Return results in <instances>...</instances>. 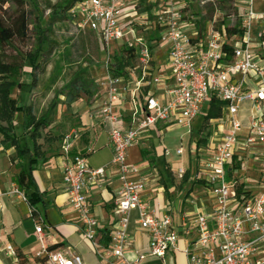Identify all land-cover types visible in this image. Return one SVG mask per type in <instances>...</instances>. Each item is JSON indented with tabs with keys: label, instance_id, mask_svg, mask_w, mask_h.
<instances>
[{
	"label": "built area",
	"instance_id": "1",
	"mask_svg": "<svg viewBox=\"0 0 264 264\" xmlns=\"http://www.w3.org/2000/svg\"><path fill=\"white\" fill-rule=\"evenodd\" d=\"M254 0H244L246 9L242 22L246 27L244 39L235 44L231 61H227L224 50V35L209 28L202 41L188 34L184 29L188 21L183 20L181 12L166 22L160 46H169V73L156 72L153 52L143 37L138 35L133 23L125 24L122 0H83L71 8L74 22L80 28H88L98 33L108 50L110 44L119 39L136 40L138 46L137 66L132 70V81L124 83L122 78L109 76L105 84L102 104L93 110L92 117L100 118L109 128V139L114 156L112 164L118 166L121 188L115 202L118 214L117 223L111 233L110 246L99 252V256L109 264H139L149 255L164 258L178 247L179 236L173 229L170 214L159 218L148 211L142 200L141 191L146 183L129 178L139 171L137 165L127 163L128 149L135 144L145 130L160 123L176 124L191 128L199 115L202 104L212 96L223 101L228 110L229 127L217 152L206 160L199 171L198 178L208 186L215 198L212 213H201L196 219L197 240L185 252L187 264H264V114L255 115L249 126V133L242 136V122L238 117L243 102L264 101V86L260 90H247L248 76L256 75L264 81V65L253 51L249 34L254 20L264 17L255 13ZM140 36V37H139ZM130 45L133 43H129ZM159 46V47H160ZM111 54L108 53V67ZM172 80L171 83L168 81ZM163 86L162 95L148 91L140 99L145 86ZM116 102L130 104V126L118 128L116 122L121 116L114 111ZM78 130L71 129L64 137V148H70L71 140ZM260 147L262 160L259 168V182L262 189L257 194L238 191L243 179L242 171L247 170L245 153ZM183 148L177 150L178 154ZM236 160L240 162L241 177L238 182H230L227 168ZM105 169H91L86 157L73 155L64 170V183L69 194L70 204L77 212L83 233L94 246H98V220L93 214L87 196L90 177H104ZM186 168L180 165L177 175L183 179ZM243 179V182L241 180ZM3 194L0 189V196ZM7 194L27 200L24 190L13 182ZM138 210L140 226L149 233L148 248L141 251L137 260H130L126 250L131 236L128 228L131 212ZM36 232L41 248L34 253L32 260L21 257L13 245H7L6 254L13 257L17 264H84L81 255L70 246L51 248L45 242L43 226L38 225ZM262 252V255H260Z\"/></svg>",
	"mask_w": 264,
	"mask_h": 264
},
{
	"label": "crops",
	"instance_id": "2",
	"mask_svg": "<svg viewBox=\"0 0 264 264\" xmlns=\"http://www.w3.org/2000/svg\"><path fill=\"white\" fill-rule=\"evenodd\" d=\"M122 1L124 2L123 7H130L128 15L137 14L134 3L129 4L127 0ZM176 12H181V10L177 9ZM145 14L148 17V13ZM154 14L159 15L160 13L154 11ZM142 17L145 16L142 15ZM263 18H256L253 26L259 28V22ZM209 28L207 24V30ZM184 30L200 41L205 37L199 36L198 29L193 22H188ZM255 37L251 47L261 59V64L264 65V54L260 55L256 50L257 48L264 49V39H259L256 35ZM168 48L169 46H160L153 52L156 72L169 73ZM168 82L171 83L172 80ZM248 83L246 87L248 91H257L264 86V81L253 74L248 76ZM163 90L161 85L150 87L147 85L141 91L140 99L148 91L162 95ZM104 94L105 89L103 93H97L91 102L88 101L86 109L83 108L84 111L80 112L79 126L73 127L78 130V135L72 138L68 151L64 148V140L56 142L49 158L40 162L34 170L33 176L40 199L33 205L28 199L23 200L7 194L11 184L15 182L17 169L11 163L9 156L13 154V149L6 150L0 143V189L3 192L0 196V264H17L13 257L6 254L5 249L9 244L13 245L25 259H33L34 253L41 248L36 232L38 225L43 226L45 242L51 248L70 246L81 255L84 264H109L99 256V252L110 246L111 233L118 220L115 202L122 183L118 175V166L112 164L114 151L109 139V127L100 118L92 117L93 110L102 104ZM210 101L211 98L202 104L201 111L193 122L194 124L200 117L205 116L203 127L196 131L193 125L191 128L181 126L190 134L189 152L191 155L190 168L186 169L183 179L177 175V168L185 165L182 161L168 160L165 156V166L162 171L155 157L157 148L155 139L158 137L162 139L166 131L179 125L160 123L156 127L145 130L135 144L128 149L127 163L139 167V171L131 173L129 178L146 183L141 196L148 211L159 218L170 214L173 219V229L179 236L177 249L169 251L164 258L149 255L139 264H187L188 255L185 250L194 244L198 237L196 219L201 213L213 212L215 198L208 186L198 178V174L205 161L216 154L222 143L229 127V116L225 105L220 117L208 119L204 107L209 106L210 108ZM130 108L127 102L115 103L114 111L121 116V119L116 122L118 128H129ZM260 114H264V101L257 104L247 100L241 104L238 117L242 122L243 137L249 133L252 118ZM163 148L165 155L169 153L166 145H163ZM134 150H138L139 153L136 160L133 159ZM75 154L84 155L91 169H105L104 177L100 175L90 177L87 188L93 214L98 220V246H94L85 237L79 216L70 204L69 194L63 180L65 166ZM182 154L177 153V155ZM245 155L247 170H243L242 173L250 176H245L248 177V181L243 183V186L246 191L257 194L262 189L258 183L262 160L261 148H254ZM128 231L131 239L126 255L130 260H137L139 253L147 250L149 243V233L140 226L138 210L131 212Z\"/></svg>",
	"mask_w": 264,
	"mask_h": 264
},
{
	"label": "trees",
	"instance_id": "3",
	"mask_svg": "<svg viewBox=\"0 0 264 264\" xmlns=\"http://www.w3.org/2000/svg\"><path fill=\"white\" fill-rule=\"evenodd\" d=\"M27 1L0 0V136L2 137L0 143L6 150L13 149L10 159L17 169L15 181L25 191L28 201L33 205L40 199L33 172L40 162L49 158V154L53 151V145L56 142H62L66 134L56 136L51 135L50 132L51 114L57 105L56 98L42 115H27L21 134L18 133L19 127L16 125V119L18 114L24 110L23 102L25 99H22V95L32 93L37 85L36 70L39 67L41 56L53 42L51 33L55 23L61 18H66L71 8L83 0L61 1L58 5L53 6L54 11L47 19L41 16L34 28L31 27L30 11L26 7ZM215 1L219 2V11H222L224 9L222 5L227 0ZM8 5L16 6L12 15L8 13ZM215 13L216 11L212 9L211 21ZM227 18V16L222 17L219 25H212L211 28L224 35L223 48L227 52V61H231L235 44L244 39L247 29L242 22V16L234 26L229 25ZM183 20L193 22L200 37H204L208 31L207 25H205L206 19H194L193 17L188 20L187 17H183ZM165 29L166 25L157 21L149 31L141 33L152 52H154V47L160 46L162 33ZM31 36L36 39L37 45L33 49H21L20 45H25ZM194 40L198 39L195 38ZM154 41H156L155 45L153 44ZM137 60L138 46L125 44L116 48L112 53L108 72L112 77L122 78L125 84L130 83L133 79L132 70L137 66ZM25 76H29L30 80H24ZM65 87L67 88L65 102L69 109H72L73 103L82 94H85L88 101L91 102L99 93V86L92 74L83 67L75 72ZM15 91H18L20 96H14ZM224 106L223 101L212 96L207 118L220 117ZM236 159L235 157L233 164L227 168V178L230 182H238L241 177L240 171H237L240 162ZM242 189L243 185L238 184L240 193ZM21 257L23 256L21 255Z\"/></svg>",
	"mask_w": 264,
	"mask_h": 264
},
{
	"label": "rangeland",
	"instance_id": "4",
	"mask_svg": "<svg viewBox=\"0 0 264 264\" xmlns=\"http://www.w3.org/2000/svg\"><path fill=\"white\" fill-rule=\"evenodd\" d=\"M63 0H28L27 9L30 11L31 27L34 28L41 16L46 19L54 11L53 6L58 5ZM130 3H134L136 8V15H128L130 7H122L123 18L122 22L125 24L133 23L138 35L149 31L154 26L160 17L166 22L172 20V16L175 10H182L183 17L187 19L201 18L205 20V25L209 24L218 26L222 17L227 16V21L230 26H234L240 21L242 13L246 9L244 0H227L224 5V9L219 11V2L215 0H145L140 2L139 0H127ZM122 4L124 2L122 1ZM9 14H13L16 6L8 5ZM253 8L255 13L264 14V0H254ZM216 11L213 20L211 21V11ZM216 9V10H215ZM143 10V11H142ZM142 11V12H141ZM154 11H158L160 14H154ZM148 13V17L147 14ZM144 15L145 17H142ZM160 16V17H159ZM260 27L252 25V32L249 34L250 44L256 39L255 35L259 39H264V18L259 22ZM254 34V35H253ZM259 34V35H258ZM261 34V35H260ZM139 36V37H140ZM142 38V36H141ZM52 44L47 48L44 54L40 58L39 67L37 68L36 77L37 85L32 93L22 95L24 110L18 114L16 119V125L19 127L18 133L23 132L24 119L29 114L36 116L42 115L47 111L53 102L57 99V105L55 106L51 118L52 123L50 126L51 135H65L73 127L79 126L80 112L86 109L88 102L87 96L82 94L81 97L72 105V109L67 107L65 102V95L67 93L66 84L75 75V72L80 68H86L92 74L96 84L99 86V93H103L105 89L104 82L108 79V67L106 60L108 53L111 54L116 48H120L123 45L133 43L137 45L136 40H127L125 38L112 42L106 51L104 48V42L98 33L88 28H80L74 22V18L71 13H67L66 18L59 19L55 23L51 33ZM156 44V41L153 43ZM36 39L31 36L25 45H20L21 49L28 50L33 49L36 46ZM158 47H154L156 51ZM256 49V48H255ZM260 55L264 54V49H256ZM24 80L29 81L30 77L25 76ZM14 96H20L18 91H15ZM205 115L209 111V106L204 107ZM205 116L200 117L195 121L193 127L198 131L203 127ZM163 138H156V153L155 157L158 160L159 168L164 171L165 156L169 160H180L185 165V168H190V134L187 133V129H183L181 126H174L169 131H166L162 136ZM2 137L0 136V139ZM182 138V139H181ZM163 145L169 150V153L165 155ZM178 148L184 149V154L177 155ZM11 157V155H9ZM139 157L138 150L133 151V159L136 160ZM245 176L242 173L243 179Z\"/></svg>",
	"mask_w": 264,
	"mask_h": 264
}]
</instances>
